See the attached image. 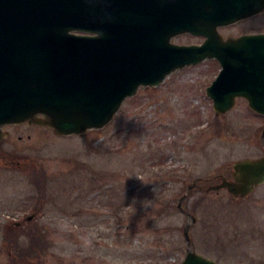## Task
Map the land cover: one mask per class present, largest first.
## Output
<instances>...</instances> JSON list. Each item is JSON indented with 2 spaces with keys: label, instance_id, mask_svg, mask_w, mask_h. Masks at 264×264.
I'll use <instances>...</instances> for the list:
<instances>
[{
  "label": "rangeland",
  "instance_id": "obj_1",
  "mask_svg": "<svg viewBox=\"0 0 264 264\" xmlns=\"http://www.w3.org/2000/svg\"><path fill=\"white\" fill-rule=\"evenodd\" d=\"M219 32H264V11ZM203 40L187 33L174 42ZM220 69L208 59L141 87L107 125L82 134L59 136L28 121L4 126L0 264H181L182 195L196 178L258 153L264 125L244 98L216 114L207 88ZM35 171L46 174L43 199ZM183 206L198 217L191 231L197 252L227 264H264V185L244 200L196 193ZM37 227L45 237L32 250L28 231Z\"/></svg>",
  "mask_w": 264,
  "mask_h": 264
},
{
  "label": "water",
  "instance_id": "obj_2",
  "mask_svg": "<svg viewBox=\"0 0 264 264\" xmlns=\"http://www.w3.org/2000/svg\"><path fill=\"white\" fill-rule=\"evenodd\" d=\"M262 11L264 0H0V138L26 121L58 135L102 128L141 86L212 58L222 66L207 88L216 113L244 97L264 115V33L219 32ZM188 32L205 40L172 42ZM235 168V181L214 187L244 197L264 182V158ZM191 226L181 264H224L195 250Z\"/></svg>",
  "mask_w": 264,
  "mask_h": 264
},
{
  "label": "flooded vegetation",
  "instance_id": "obj_3",
  "mask_svg": "<svg viewBox=\"0 0 264 264\" xmlns=\"http://www.w3.org/2000/svg\"><path fill=\"white\" fill-rule=\"evenodd\" d=\"M246 105L247 109H250L251 112L258 116V118L262 119L264 121V115H261L260 113H257L256 111L252 110V108L250 107V102L248 100L243 101ZM238 103V102H237ZM257 148H258V153L253 154V155H247L245 157H239L231 162H228V168L224 169L223 171L217 172L216 174H214L213 176H208V177H198L194 180V182L192 184H189L188 186V190L184 193L187 194V197L184 201H186L189 197L192 196V194H196L198 193L199 195H202L203 197L208 196L211 192H216V193H220L222 191H226L229 194V197L232 198V200H244L249 198L252 194H254L256 192V190L258 188H260L261 186L264 185V182L260 185H257L254 189L253 192H251L250 194H248L247 196H235L234 194H232L227 188H221V189H216L214 186H217L221 183H223L225 180L228 181H235L236 180V176H235V172H236V168H235V163L242 161V160H246V159H261L264 158V125L262 128V132L259 134V138L257 139ZM183 194V195H184ZM182 195V196H183ZM184 213L187 215V221L191 222V231L193 228H195L199 222H198V217L190 212H185ZM190 214L195 216V219H193ZM23 218V217H22ZM28 219V216L26 218V220ZM18 223H16L17 225ZM186 226V224H185ZM185 226H184V230H185ZM193 241L195 244V247H197V244L195 243L194 237H193ZM207 256V255H206ZM210 257V256H208ZM213 258V257H210ZM216 261V258H213ZM220 262V261H219Z\"/></svg>",
  "mask_w": 264,
  "mask_h": 264
},
{
  "label": "trees",
  "instance_id": "obj_4",
  "mask_svg": "<svg viewBox=\"0 0 264 264\" xmlns=\"http://www.w3.org/2000/svg\"><path fill=\"white\" fill-rule=\"evenodd\" d=\"M35 178L34 180L36 181L35 183L37 184V187L42 195V199L45 197V192H46V174L44 171H35ZM17 228L16 225H14V223H11L9 226H8V229L10 231H13V229ZM8 229H7V232H8ZM31 230V231H30ZM29 231H28V234L29 237H30V243L32 245V250H37L36 247L38 246V243L42 240V237L44 238L45 237V234L42 230V227H37V229H33L31 228ZM6 238L8 240V238L10 237L9 234H6ZM23 235V233H22ZM19 235H17L16 237H18ZM16 241L18 242L17 238H16ZM15 242V244L17 243ZM19 251V250H17ZM22 253H25L26 252V249L25 250H21ZM20 252V251H19ZM21 258H24V256H22V254H19Z\"/></svg>",
  "mask_w": 264,
  "mask_h": 264
}]
</instances>
